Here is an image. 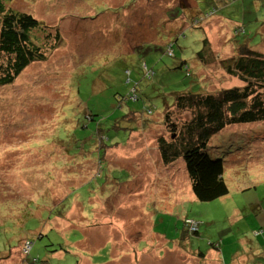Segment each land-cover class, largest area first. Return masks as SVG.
<instances>
[{
    "label": "rangeland",
    "instance_id": "rangeland-1",
    "mask_svg": "<svg viewBox=\"0 0 264 264\" xmlns=\"http://www.w3.org/2000/svg\"><path fill=\"white\" fill-rule=\"evenodd\" d=\"M6 1L43 24L32 32L40 43L55 29L61 39L47 41L55 46L44 61L0 85V264H264V123L231 125L210 139L209 153L226 158L229 192L206 202H197L182 157L162 161L157 140L169 134L158 112L141 114L150 120L145 127L138 119L133 129H125L124 141L99 142L93 154L83 152L90 140L79 150L73 140L64 139L67 145L59 140L64 119L72 116L75 75L79 95L85 104L96 101L98 110L115 88H124L122 68L134 95L140 91L139 112L142 101L151 99V84L161 93L189 85L192 78L178 69L183 61L194 67L197 84H205L202 91L243 86L221 60L238 56L235 48L244 42L264 51V0ZM210 11L213 15L205 16ZM204 37L213 60L197 68ZM108 57L106 68L119 79L93 95L96 76L102 75L99 65ZM258 98H264V90ZM67 196L69 206L60 215L41 214ZM39 199L42 203L27 215L38 220L36 229L35 222L19 225L27 204ZM185 218L203 224L202 237L188 240L196 224L187 221L184 236L169 241L162 228L169 221L180 226Z\"/></svg>",
    "mask_w": 264,
    "mask_h": 264
},
{
    "label": "trees",
    "instance_id": "trees-1",
    "mask_svg": "<svg viewBox=\"0 0 264 264\" xmlns=\"http://www.w3.org/2000/svg\"><path fill=\"white\" fill-rule=\"evenodd\" d=\"M179 6L186 9V5L180 3ZM213 13L210 11L205 16H211ZM177 16L179 15L174 17ZM200 21L202 20H196L194 26ZM42 25L31 13L13 10L7 5L6 0H0V85L11 83L31 64L44 61L47 53L55 46L53 43L49 45L47 43L48 40L52 39L56 43L60 41V33L54 28L53 34L52 31L45 34L46 43H40L32 35V32ZM233 30L235 34H238L240 31L239 25L236 28L233 27ZM202 45L203 47L197 54L199 63L196 64L195 62L197 68L203 67L208 58L212 59L210 55L211 47L207 37L202 39ZM170 46L166 50L168 54L172 51ZM235 50L238 52V56H234L229 61H223L224 59H222L221 63L228 74L235 76L240 82H244L243 86L223 88L217 92L202 91L201 88L205 84H197V72L195 70L193 72L190 71L194 67L190 69L188 62L183 61L184 66H180L178 69L182 68L185 71L184 77L192 78L189 81V85L161 93L158 86L151 84L147 94L151 99L142 101L143 111L141 112L138 111V107L135 105L136 101L139 100L140 91L137 95H134V86L129 82H125L126 69L122 68L118 71L119 75L121 74V79H119L116 77L114 69L106 68L110 57L104 59L103 63L99 65L101 67L98 68L102 71V75L96 76L98 82L93 83L92 94H102L103 86L106 87L107 83H111L112 80L118 81L119 79L121 86L124 88H115V91L110 94L111 96L106 102L98 103L102 108V110H98L95 108L96 101L91 100L92 102L85 104V100L79 95L78 91V88H81V86L77 85L80 76H73V80L70 82L73 84L71 85L73 88L71 89L70 97V105H72L71 109H73L71 111L72 116L64 119L65 123L62 124L64 135L59 139L60 143L67 145L64 143V139L73 140V147L79 150L81 146L85 148L86 143L90 140L88 150L82 151L87 154H93L99 147V142L103 143L106 141L108 145L113 141V138L124 141L127 137L125 129L127 131L133 129L130 125L134 126L138 119L141 120V124L145 127L150 120L146 116L141 119V114L151 115L158 112L163 115L162 124L165 128L164 130L169 134L168 137L161 135L157 140L162 161L169 163L176 161L178 157L184 159L187 173L192 180L193 192L197 202L211 201L228 194L229 189L224 178V161L226 158L217 157L209 153L208 145L210 139L231 125L264 123V98H258L260 90H264V51L258 52L255 49H251L245 42L238 49L235 48ZM149 74L146 71V75ZM77 76H79L78 79ZM176 83L178 82L176 81ZM171 84V82L167 83V85ZM191 85L192 89L189 91L188 88ZM183 113H189V119L183 120ZM176 114L178 115L175 116ZM124 122H127L125 126H123ZM104 123H108L107 126H104ZM108 128L113 129L112 134L106 132ZM120 129H122L121 135H119ZM110 135L112 136L110 137ZM171 135L175 137L171 138ZM83 142H85L84 146ZM64 145L62 147H65ZM114 171L112 170L111 172L113 173ZM232 180L230 178V181ZM68 201L69 196L60 205L54 204L49 210H43L41 214L44 217L60 215L63 209L68 208ZM41 203V199L28 203L19 225L27 226L30 223L33 227L35 222L34 229H36L38 220L27 215L30 209H35L36 205ZM187 221H193L196 224L195 231L187 235L188 240L202 237L201 225L203 224H199L190 218H185L180 226L175 222L169 221L168 227L165 225L167 228L163 227L161 232L169 241L179 235L184 236L187 228H189ZM20 228L23 229V227ZM31 228L27 230L33 231L34 229ZM166 230L170 232L169 236L165 233ZM254 233L259 235L263 232L262 230H254ZM39 236L43 235L40 234ZM28 242L30 243V251L32 242L29 240ZM216 244L218 245V243ZM195 248L202 253L205 252V250H201L197 246ZM55 251L57 250L53 252Z\"/></svg>",
    "mask_w": 264,
    "mask_h": 264
}]
</instances>
